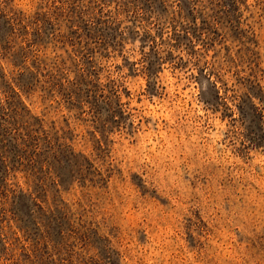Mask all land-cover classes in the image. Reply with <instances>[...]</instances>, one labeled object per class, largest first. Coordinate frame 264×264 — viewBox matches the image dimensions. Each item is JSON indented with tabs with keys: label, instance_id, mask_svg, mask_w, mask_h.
I'll return each instance as SVG.
<instances>
[{
	"label": "rangeland",
	"instance_id": "obj_1",
	"mask_svg": "<svg viewBox=\"0 0 264 264\" xmlns=\"http://www.w3.org/2000/svg\"><path fill=\"white\" fill-rule=\"evenodd\" d=\"M0 141V264H264V0H0Z\"/></svg>",
	"mask_w": 264,
	"mask_h": 264
},
{
	"label": "trees",
	"instance_id": "obj_2",
	"mask_svg": "<svg viewBox=\"0 0 264 264\" xmlns=\"http://www.w3.org/2000/svg\"><path fill=\"white\" fill-rule=\"evenodd\" d=\"M0 144H1V141H0ZM5 211H6V210L4 209V210H3V213H4ZM1 217H2V216H0V220H1Z\"/></svg>",
	"mask_w": 264,
	"mask_h": 264
}]
</instances>
